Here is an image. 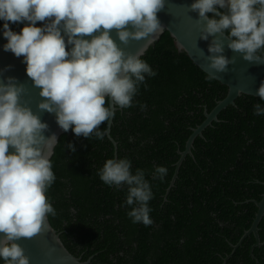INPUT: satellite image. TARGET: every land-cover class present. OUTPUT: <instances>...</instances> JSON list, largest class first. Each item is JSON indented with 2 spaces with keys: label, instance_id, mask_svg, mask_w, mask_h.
<instances>
[{
  "label": "trees",
  "instance_id": "16d2710c",
  "mask_svg": "<svg viewBox=\"0 0 264 264\" xmlns=\"http://www.w3.org/2000/svg\"><path fill=\"white\" fill-rule=\"evenodd\" d=\"M27 23L9 26L20 33ZM140 58L157 75L146 76L147 87L139 86L132 107L116 110L111 135L117 148L106 132L109 122L100 126L103 140L77 137L71 129L61 134L50 159L56 180L46 192L57 212L49 215L53 227L89 264H264V244L253 248L254 233L234 248L251 228L255 201L264 193V115H254V105L264 107V101L244 94L222 110L196 137L171 186L179 151L228 86L206 81L207 73L178 49L169 31ZM109 158H128L133 174L145 170L154 194L152 225L134 224L127 216V185L117 189L99 178ZM157 165L168 169L163 182L152 179ZM259 234L264 242V216Z\"/></svg>",
  "mask_w": 264,
  "mask_h": 264
},
{
  "label": "clouds",
  "instance_id": "9594fccd",
  "mask_svg": "<svg viewBox=\"0 0 264 264\" xmlns=\"http://www.w3.org/2000/svg\"><path fill=\"white\" fill-rule=\"evenodd\" d=\"M165 4L166 0H0L7 38L3 47L24 57L27 76L45 98L38 103L40 110L55 113L65 132L71 129L77 137L94 135L103 140L101 124L114 118L117 107H132L139 86L147 87L146 76L157 75L140 58L147 45L134 54L127 52L110 31L116 30L124 46L131 41L151 43L164 31L157 13ZM188 11L198 12L200 39L213 37L208 45L210 55L197 46L208 62L206 81L220 79L217 74L235 63V56L223 55L225 35L227 47L245 61L264 63V0H194ZM23 21L29 23L20 33L9 26V22ZM37 21L45 22L43 27L36 26ZM61 29L73 45L70 51ZM236 91L238 95L245 92L243 88ZM24 92V85L14 77L0 83V233L4 234L0 258L5 264H30L17 241L40 235L47 230L48 216L57 215L46 192L56 180L50 158L58 139L55 134L45 137L48 124L20 103ZM257 95L264 101V81ZM106 97L111 98L110 104ZM254 115H264L260 103L254 105ZM9 146L14 149L11 154ZM67 147L76 151L74 144ZM167 173L166 166H154L152 179L163 182ZM97 174L108 186L127 185L124 206H131L126 214L132 223L153 224L149 201L154 194L144 169L137 168L133 174L128 158H109Z\"/></svg>",
  "mask_w": 264,
  "mask_h": 264
},
{
  "label": "water",
  "instance_id": "95a60500",
  "mask_svg": "<svg viewBox=\"0 0 264 264\" xmlns=\"http://www.w3.org/2000/svg\"><path fill=\"white\" fill-rule=\"evenodd\" d=\"M194 0H166L165 7L162 11L157 13L160 23L165 27L164 31L152 39L151 43H147L145 40L131 41L127 46L121 44L118 39L117 32L115 29L110 31V36L115 40L118 46L124 48L125 51L135 53L139 48L146 46V51L158 41L165 31H169L171 36L174 38L176 46L179 50L185 51L193 62L199 66L203 71L207 73V61L199 55V48L202 49L205 55H210L208 52V45L213 39L209 36L208 40L200 39V25L196 23L198 19V12L188 11V6L193 3ZM131 29V26L129 25ZM102 30V29H101ZM3 25L0 22V83H7L8 77H14L17 84L24 85L25 92L21 96L20 103L31 108L32 112L41 119L42 122L48 124V129L44 132L45 137H49L53 134L59 138L64 132L56 122V114L49 113L46 110L42 111L38 108V103L45 99L40 96L41 89L34 86V82L26 73V63L24 57H16L11 51L4 50V44L7 43V38L3 35ZM61 35L64 36L66 50L70 51L73 45L67 43V36L61 29ZM93 35H99L94 33ZM84 39L91 40V36H85ZM225 46L223 55L228 58L236 57L234 64L228 65V71L217 74L220 79H217L222 84L228 86V93L224 99L218 101L217 105L211 110L205 111V120L194 128L192 134L186 142V148L183 151H179L181 158L177 162L176 171L172 179L171 186L174 185L180 166L187 154H192V147L197 136L202 135L204 129L211 125L213 121H217L218 115L222 110L227 108L229 105L236 104V100L241 95H252L257 96L258 88L262 81H264V63L248 62L242 58L239 53L233 52L227 47V35L224 37ZM199 48H198V47ZM143 54V55H144ZM142 55V56H143ZM237 88H243L244 94H237ZM109 101L111 103V98ZM118 107L116 108V110ZM113 118L109 122L107 128V134L114 141L116 148L118 147L117 142L111 135V126ZM57 145V144H56ZM55 145V147H56ZM55 148L53 150L54 154ZM9 154L14 152V149L9 146ZM117 154V152H116ZM52 157V156H51ZM51 159V158H50ZM170 186V188H171ZM169 188V190H170ZM258 206L256 217L252 223L250 229H248L242 236L240 241L234 245L236 249L242 244L244 239L254 233L257 242L255 246H261L264 242L261 241L259 234V223L264 216V193L260 201H255ZM3 233H0V238L3 237ZM25 250V254L30 259V264H89L90 260L83 261L80 256L74 255L64 244L60 237V233L53 227L49 216L47 219V230L42 232L40 235L33 237L32 239L21 238L17 241Z\"/></svg>",
  "mask_w": 264,
  "mask_h": 264
}]
</instances>
